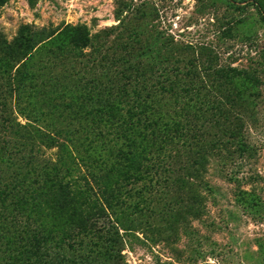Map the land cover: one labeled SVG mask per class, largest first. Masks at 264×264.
<instances>
[{"label": "rangeland", "instance_id": "obj_1", "mask_svg": "<svg viewBox=\"0 0 264 264\" xmlns=\"http://www.w3.org/2000/svg\"><path fill=\"white\" fill-rule=\"evenodd\" d=\"M50 94L68 111L46 105ZM139 99L158 108L153 133L187 119L195 136L168 148L166 183H124L117 235L45 264H264V0H0V132L3 110L42 131L54 122L68 152L109 171L121 153L107 123ZM17 159L0 151L7 197L45 181ZM5 233L0 264H38Z\"/></svg>", "mask_w": 264, "mask_h": 264}, {"label": "trees", "instance_id": "obj_2", "mask_svg": "<svg viewBox=\"0 0 264 264\" xmlns=\"http://www.w3.org/2000/svg\"><path fill=\"white\" fill-rule=\"evenodd\" d=\"M258 10L263 14L260 7ZM42 93L45 95V91ZM60 99L50 94L49 100L43 102L53 110L68 111L65 101L60 102ZM3 108L6 109L5 104ZM157 109L142 99L134 102L124 114L122 105L118 107L119 116L113 115L106 128L107 135L112 137L108 142L119 148L121 161L112 165L109 171L105 160L99 164L100 160L87 159L85 153L77 149L68 152L69 147L62 140L69 139L54 122H49L42 131L22 125L9 111L3 110L0 151L16 154L21 167H30L28 175L41 172L45 179L39 189L26 191L25 197L13 194L7 197L6 191H0V231L6 232L7 246H19L20 252L29 254L35 251L36 262L45 264L49 260L54 262L58 249L79 251L92 239L103 241L117 235L124 214L131 210L124 183H166L162 171L168 148H175L183 138L189 140L195 132L187 128L185 119L184 125L180 121L164 122L159 135L153 133L160 127L157 121L150 119L158 114ZM184 112L180 106L175 115L179 114L181 118ZM20 113L22 116L27 114L25 109H20ZM28 116L37 123H44L40 118L43 115L34 116L30 112ZM149 133H153L155 142L147 139ZM89 136L87 134L88 141ZM101 136L102 133H97L96 139ZM162 136L163 140H160ZM152 147H155L157 157L150 156ZM53 148L59 149L56 162L46 158L47 151ZM18 172L19 183H23L25 176L21 177V171Z\"/></svg>", "mask_w": 264, "mask_h": 264}]
</instances>
